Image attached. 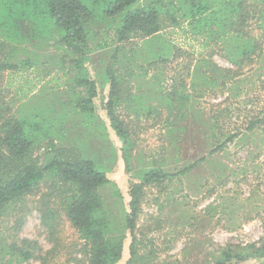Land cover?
I'll use <instances>...</instances> for the list:
<instances>
[{
	"label": "rangeland",
	"instance_id": "1",
	"mask_svg": "<svg viewBox=\"0 0 264 264\" xmlns=\"http://www.w3.org/2000/svg\"><path fill=\"white\" fill-rule=\"evenodd\" d=\"M174 3L180 13L182 4ZM180 22L182 26L166 28L149 45L153 54L167 49L162 58L148 54L143 40L118 42V17L95 21L87 48L79 47L82 52L68 47L58 33L52 41L29 40L17 48L16 58L32 64L7 73L4 81L15 110L26 103L23 113L53 111L52 120L61 125L56 123L61 128L54 134L56 148H76L106 173L113 184L101 194L119 221L125 214L122 208L129 211L131 180L150 169L176 174L188 167L178 177L146 189L142 219L158 217L163 229L150 234L152 244L146 247L144 242L139 255L157 251L152 264H214L219 247L259 245L264 239V51L258 50L261 55L239 71L227 57L234 53L236 58L229 37L219 36L207 47L203 38L186 33V21ZM253 30L258 39L260 30ZM104 40L108 45L99 48ZM111 69L125 79L122 88L131 90V98L124 97L116 106L133 132L127 146L105 109ZM85 78L95 80L98 96L92 103L90 86L79 84ZM26 80L36 83L28 96L21 95ZM211 110L221 116L217 128ZM253 120L260 126L249 130ZM231 135L237 137L226 142ZM52 151V146H43L36 153L41 165L47 153L59 154ZM115 188L122 198L113 197ZM119 200L122 206L115 210ZM64 201L54 193L10 206L0 217V264H42L49 255L51 264H88L80 251L85 242L67 219ZM129 245L130 237L119 264L127 263Z\"/></svg>",
	"mask_w": 264,
	"mask_h": 264
},
{
	"label": "trees",
	"instance_id": "2",
	"mask_svg": "<svg viewBox=\"0 0 264 264\" xmlns=\"http://www.w3.org/2000/svg\"><path fill=\"white\" fill-rule=\"evenodd\" d=\"M178 1L182 4L180 13H177L179 9L174 6V0L166 3L159 0L155 5L141 4L140 0H0V217L10 206L24 199L41 195L44 198L55 193L58 197H64L66 217L85 242L80 251L86 256L88 264H119L129 237L130 256L126 264H152L158 259V253L154 250L146 256L139 255V247L144 242L147 241L146 247L147 243L152 244L150 234L163 229L162 220L158 217L142 219L146 189L172 180L189 168L176 174L159 168L150 169L140 179L131 180L128 184L129 211L123 207L125 214L119 221L101 194L102 189L113 184L106 173L93 160L80 155L78 149L56 148L54 134L61 128L56 127L60 121L52 120L53 111L23 113L26 103L15 110L14 100L8 94L9 87L4 79L7 73L16 74L32 64V61H19L16 58V50L23 43L29 40L52 41L53 34L58 33L62 42L80 52L83 48L80 50L79 47L86 49L90 35L93 36L92 24L102 18L118 17L115 31L118 42L143 40L152 57L160 54L161 58L164 54L166 57L167 49L153 51V54L149 45H154L166 28L182 26L181 18L188 24L186 33L203 38V44L207 47L219 36L229 37L233 42L231 52L236 53V58L234 53L227 57L239 71L246 62H251L253 56L261 55L258 50L264 51V0ZM254 25L260 30L258 39L253 33ZM107 45L108 42L104 40L98 46L105 48ZM74 63L76 68L82 70L79 68L80 61ZM113 71L111 69L109 73L111 86L105 109L111 127L127 146L132 142L133 132L117 114L116 106L124 97L131 98V90L122 88L125 79L120 80ZM35 84L26 80L21 95L22 92L30 95L36 88ZM79 84L90 86L93 93L89 103H92L98 96L95 80L80 79ZM210 113L217 128L221 116L214 110ZM260 123L253 120L248 129L252 130ZM62 130L60 132L64 133ZM236 137L231 135L226 142ZM43 146H52V152L58 151L59 154L47 153L46 162L41 165L36 153ZM127 154L125 149L124 159L128 168ZM113 197L122 198L118 188H115ZM121 206V200L115 201V210ZM24 255L25 258L30 256L29 253ZM213 255L214 264H241L254 259L264 264V239L259 245L219 247ZM53 261L49 255L42 264Z\"/></svg>",
	"mask_w": 264,
	"mask_h": 264
}]
</instances>
